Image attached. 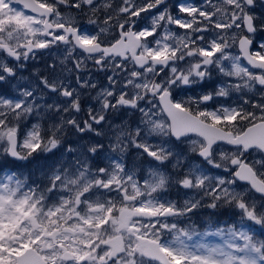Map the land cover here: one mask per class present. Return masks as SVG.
<instances>
[{"label": "snow or ice", "instance_id": "6c2138e0", "mask_svg": "<svg viewBox=\"0 0 264 264\" xmlns=\"http://www.w3.org/2000/svg\"><path fill=\"white\" fill-rule=\"evenodd\" d=\"M165 3L122 0L109 14L112 0H0V85L16 77L23 61L45 52L54 59L52 79L42 76L13 98L0 95V264H264V13L257 14L264 0H206L211 10L184 0L177 9L186 15L163 7L138 27L142 14ZM57 54L77 73L87 60L111 68L110 86L97 94L100 108L88 109L83 126L62 118L23 130L21 120L42 108L81 111L80 93L56 75ZM213 68L226 78L214 92L175 98L176 90L210 79ZM76 80L96 87L79 74ZM40 86L71 103H36ZM232 92H259V99L206 106ZM120 108L138 110L140 125L118 133L107 148L62 143L65 125L100 136L94 125ZM190 134L198 137L190 151L202 160L189 163L176 182L203 196L179 204L164 197L170 177L159 168L188 160L183 145ZM129 144L156 162L146 176L125 162ZM223 146L233 151L217 152ZM221 168L223 175L211 174ZM202 208L213 213L201 230L193 217ZM221 208L239 213L231 223L214 220Z\"/></svg>", "mask_w": 264, "mask_h": 264}, {"label": "rangeland", "instance_id": "374dc122", "mask_svg": "<svg viewBox=\"0 0 264 264\" xmlns=\"http://www.w3.org/2000/svg\"><path fill=\"white\" fill-rule=\"evenodd\" d=\"M121 0H112L113 3V9L109 11V14H114L115 9H117L121 4H116V2H120ZM177 2V5L181 2H184V0H174ZM187 2L191 3L190 0H187ZM137 3H140V0H137ZM205 2L201 3V5H203L204 8H207L208 10H211V8L207 7ZM176 5V8H177ZM165 7L167 8H171V6H167L165 5ZM257 14L260 13H264V6H261L259 3L257 5ZM61 11L64 12V14L66 15H77L76 10L75 9H65V8H61ZM84 11H88V9L85 7ZM155 11H152V13L150 14H145V18L147 19V21L150 23V19H151V15L155 14ZM174 15H186V14H181L178 12V9L176 10V12L174 13ZM100 19H103L104 13L101 12L99 13ZM78 19L82 20L83 22L86 23L88 17L84 16L83 14L77 17ZM173 28V30H177V31H183V30H178L177 26L173 25L171 26ZM231 51L233 53H235L237 50L235 48L231 49ZM44 57H49L50 59H52L53 57H50L48 53H44L43 55H37L35 58L33 59H29L27 61H23V67L22 68H18L17 73H16V77L14 79H11L10 82H12V87L13 85H16L17 82L19 81V88H14V91H12L13 96H18L19 95V90L23 89L24 86L27 85L26 78L24 75V71L27 70V67L30 63L32 62H39L38 60H42V58ZM72 61H68L67 65L69 66L68 68V75H64L62 71H56V75L59 77V80L62 81L65 85H69L71 88L76 89L79 93H80V103H81V111L80 112H75V111H70L69 113H62L59 112L58 115L55 117L53 124H60L61 123V119L63 118L64 120L67 119H71V118H75L77 119L78 122H81V126H83L82 122L86 119H88V109L92 108L94 111H98L100 108V102L96 99L97 94L105 88H109L110 86V82L108 80V77L106 79V83L104 85H98V72L101 73V75H104V77L113 75V71L111 68H107V69H99L97 68L93 62L91 60H87L85 63L87 65L86 69L82 70L80 73H77L74 70V66H73V62L70 63ZM10 63V66H12V63ZM52 62H49L48 65L52 64ZM47 65V69L45 70V73H43L42 75H40L39 77H37L38 81H36V83L39 84V78L42 76L48 77L49 79L53 78V74H49V68ZM29 68V67H28ZM81 75L83 79L85 80H90L91 83L95 84L96 87L95 88H81L80 85L77 83L76 80V76L77 75ZM119 76L122 78L124 76H126V73H120ZM217 76H222L215 68H213L211 70V78L204 81L203 85L208 84V83H212V87L214 88V90L212 88H207V89H202L199 88L197 90L198 94H192L190 93L189 95H186L184 98H179V99H187L188 97H199L203 94H206L207 92H214L217 88V86L221 85L222 82L226 81V78L222 76V80L220 81V77L218 78V81H213ZM72 80L74 81V83H72ZM8 82V81H5ZM30 85V84H29ZM36 86V85H35ZM210 87V86H209ZM186 87H182L180 89H185ZM129 89H125V91H128ZM40 93H37V102L38 104H43L44 102H46L47 104H53V99L51 97H49V95H59V93H51L50 91H46V90H39ZM43 91V92H42ZM43 93V94H42ZM118 94V93H117ZM253 95L259 99V92H255V93H249L247 96H243L242 93H237V92H232L230 93V96L228 98H216L213 101L208 102V104L206 105L208 108H213V107H217L220 103H227V104H231L232 101H239L241 102L242 96L244 99H251L253 97ZM6 96V95H4ZM13 96H7L8 98H13ZM61 100H64V105L65 107L68 106L69 104L67 102H71L70 98H65V97H61ZM86 99V100H85ZM81 101H85V105L82 106V102ZM114 102V101H113ZM93 103H95L94 105H92ZM141 107H145V103L142 102ZM84 111V112H83ZM158 111V110H157ZM83 112V115H82ZM142 118V114L138 111V110H134L131 108H120L118 111L116 110H111L109 109L108 112L106 113V120L102 123V125L100 126H96L94 125V128H96L97 132L102 133V135L97 136L96 132H88V133H81L84 135H87L88 137H91V135L94 136V138L92 139L91 143H96V142H100L103 143L105 145V148L108 147V145L110 143H113L115 141V137L118 133L120 132H126V133H131L135 130V128L140 125V121ZM67 128L70 125H65ZM29 128H26L25 130H27ZM198 139V137H193L190 136L189 140H186L184 142L183 148L185 151V155L188 157V160H183L180 167L178 168H173V164H175V160L172 159L169 162H165L164 166H162L161 168H159V171L164 172L165 174H167L170 177V181L171 184L173 185L174 189L172 190L173 193H175V188L179 187V195L182 194V202L178 203L182 204L184 200L186 199H200L201 196H203L202 192H199L198 190L192 189H185L182 186H180L176 181L181 179L184 175V173L187 171V167L189 165V163H201V158H199L196 153L191 152L190 148L191 145L189 143L190 140H195ZM68 139L65 140V142H67ZM64 142V141H63ZM153 142H157V141H153ZM87 146H90L89 144H86ZM233 151V149H229L228 146H223L222 148H217V152L219 151ZM127 156H129L127 158ZM198 158H196V157ZM252 157H250L249 159H251ZM145 160L144 161V165L139 164L141 162V160ZM125 162H128V166L129 167H133L135 166L136 169L138 170V175L139 176H146L148 169L150 167L155 168L156 167V162L152 161L149 157H147L146 155L143 157L139 156L138 150L131 144H129L127 153L125 155ZM106 163V162H105ZM104 163V164H105ZM104 164L101 166L103 167ZM169 169H168V167ZM206 167H210V166H206ZM15 170V169H14ZM173 171H175V175L173 176ZM213 175H223L224 174V169H214L213 172L211 173ZM242 190V186H237V191H241ZM166 193V192H165ZM166 195L164 197L168 200H170L169 198L174 197V194L172 196H170L169 194L166 193ZM178 195V196H179ZM258 199V198H257ZM176 201V200H174ZM203 203L206 205L208 203H210V199L209 198H204ZM213 211V210H212ZM230 212V213H229ZM213 213V212H211ZM210 213V214H211ZM233 213H235V215L237 216L239 213L238 209H218L216 210V215L213 216L212 218L214 220H219V221H225L227 220L229 223L232 222V215ZM195 217V216H194ZM207 220V217H203L200 218L198 220L197 225L200 227V229L202 230L205 227V221ZM212 240H218V238H210Z\"/></svg>", "mask_w": 264, "mask_h": 264}, {"label": "trees", "instance_id": "16d2710c", "mask_svg": "<svg viewBox=\"0 0 264 264\" xmlns=\"http://www.w3.org/2000/svg\"><path fill=\"white\" fill-rule=\"evenodd\" d=\"M62 59H63V56L60 54H57V57L55 58V63L57 64L56 71H62L64 75H68V73H69L68 72L69 66L67 65L68 62H66L65 65H60L59 61ZM38 61L39 62L34 61V62L30 63L28 65L29 68L27 67V70L24 71V75L26 78L25 82H27V85L24 86L23 88H25V87H28V88L36 87L38 85V83H36V81H38L37 77H39L40 75L45 73V70L47 69L48 63L52 62V61L54 62V59L53 58L50 59L49 57H44V58H42L41 61L40 60H38ZM70 63H72V62H70ZM49 74H50V71H49ZM98 76H99L98 85H103L106 82L107 74H106V77H104V75H101V73L98 72ZM72 83H74L73 80H72ZM40 88L42 90V86H40ZM12 91H14V88L12 87V82H4L2 85H0V95L13 96ZM37 93H40V91L38 90L36 92V95H37ZM49 97H50V95H49ZM59 98H60L59 95H55V97L52 98L53 102L54 103H60L62 105V102ZM81 102H82V106H84L85 101H81ZM36 103H38L37 100H36ZM67 103L70 104L71 102L70 103L67 102ZM46 104L47 103L44 102L42 105H46ZM62 107H64V106L62 105ZM83 112H82V115H83ZM58 113L59 112H55L54 110L52 112H45L42 108L40 110L39 114L34 112L33 114L22 119L20 122L21 128L23 130H25L26 128H31V126L33 124H36L38 122L41 123L42 126L48 127V126L52 125V123L54 122V119L58 115ZM61 137H62V143H64L65 147H67L68 144H72V147H74V148H79L80 146L86 147L87 145H85V144L91 143L92 139L94 138L93 135H91V137H88L87 135H84V134L77 132L72 126H69L68 128L66 126H64L63 131L61 133ZM66 139H68L67 142H65ZM60 151H63V149H61ZM57 156H59V152L57 153ZM196 158H198V157H196ZM69 159H71V157H69ZM144 161L145 160L142 159L141 164H143ZM173 189H174V187L170 181L168 188L166 190V193L169 194L170 196H172V194H173L172 190ZM166 193H164V195L168 196V195H166ZM169 199L172 200V197ZM178 202H179V199H178ZM235 216H236L235 213H233L231 219L234 218Z\"/></svg>", "mask_w": 264, "mask_h": 264}, {"label": "flooded vegetation", "instance_id": "af4514ba", "mask_svg": "<svg viewBox=\"0 0 264 264\" xmlns=\"http://www.w3.org/2000/svg\"><path fill=\"white\" fill-rule=\"evenodd\" d=\"M190 1H191V3H192L193 5H195V6H200V7H203V5H201V3L205 2L206 6L208 7V5H207V3H206V0H190ZM142 2H143V0H140V3H142ZM216 2H217V0H213V3H216ZM121 3H122V0H121L120 2H116V4H121ZM205 4H204V5H205ZM165 5H167L168 7L171 6L170 11H171L172 14L174 15V13H175L176 10H177V8H176L177 2L174 1V0H166ZM165 5H163V6L161 7V9H155V10H153V11L157 12V11H159V10H162V8L165 7ZM257 9H258V8H257ZM80 15H82V13H81ZM80 15H79V16H80ZM148 24H149V22H148L147 19L145 18V14H142V19L140 20L138 27H143V26L148 25ZM114 34H115V32L113 31V35H114ZM10 62H11V61H10ZM219 77H220V76H217L213 81H216V82H217ZM220 81H221V77H220ZM208 84H210V87H209V88L214 89V88L212 87V86H213L212 83H208ZM205 85H207V84H205ZM205 85H203V86H205ZM201 87H202V85H200V86H195V87H192V88H185V89H183V90H182V89H178V90H176V91L174 92V96H175L176 99H179V98H184L186 95H189L190 93H192V94H198L197 90H198L199 88H201ZM127 157H129V156H127ZM250 157H251V156H250ZM250 157H248V158H250ZM91 163L95 164V161H92ZM104 163H105V162H101V163H99V166H102ZM126 163H128V162H126ZM211 212H213L212 209L202 208V209L199 210V212L196 214V216L193 217V220H194L195 222H198V220H199L200 218H203L204 216L208 218V217L210 216V213H211Z\"/></svg>", "mask_w": 264, "mask_h": 264}, {"label": "bare ground", "instance_id": "6f19581e", "mask_svg": "<svg viewBox=\"0 0 264 264\" xmlns=\"http://www.w3.org/2000/svg\"><path fill=\"white\" fill-rule=\"evenodd\" d=\"M65 76H66V75H65ZM209 86H210V84H207V85L203 86L202 89H207V88H209ZM92 105H94V104H92ZM71 145H72V144H71ZM85 145H86V144H85ZM226 147H227V146H226ZM228 148H229V149H232V148L229 147V146H228ZM178 191H179V187L176 188L174 195H175ZM257 198H258V197H257Z\"/></svg>", "mask_w": 264, "mask_h": 264}, {"label": "water", "instance_id": "95a60500", "mask_svg": "<svg viewBox=\"0 0 264 264\" xmlns=\"http://www.w3.org/2000/svg\"><path fill=\"white\" fill-rule=\"evenodd\" d=\"M190 135H195V134H190Z\"/></svg>", "mask_w": 264, "mask_h": 264}]
</instances>
